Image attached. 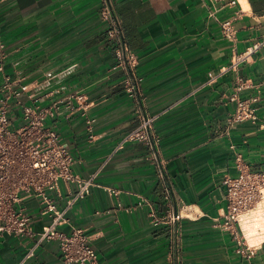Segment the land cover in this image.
<instances>
[{"label":"crops","instance_id":"0c3cea01","mask_svg":"<svg viewBox=\"0 0 264 264\" xmlns=\"http://www.w3.org/2000/svg\"><path fill=\"white\" fill-rule=\"evenodd\" d=\"M106 3L128 68L120 65ZM226 20L237 29L234 43L223 34ZM0 38L25 100L59 101L48 122L74 155V171L94 180L60 226L91 236L94 264H177L174 226L152 216L172 209L184 215L179 264H264V240L251 245L223 218L224 177L243 166L264 170V0H0ZM132 73L141 78L136 97L126 90ZM235 94L257 98L255 119L231 121ZM144 115L158 116L159 140L117 150ZM60 185L63 207L78 184ZM21 206L35 231L49 222L37 197L25 196ZM37 238L0 235V264H76L64 260L57 241L37 245Z\"/></svg>","mask_w":264,"mask_h":264},{"label":"built area","instance_id":"2783aa9c","mask_svg":"<svg viewBox=\"0 0 264 264\" xmlns=\"http://www.w3.org/2000/svg\"><path fill=\"white\" fill-rule=\"evenodd\" d=\"M212 2L222 0H207ZM238 0H231L235 5ZM103 14L113 24L111 35L119 42L117 49L120 65L128 68L126 49L120 30L111 10L106 3ZM223 34L233 43L237 41V29L233 20L222 22ZM263 43H256L245 52L236 55L232 66L248 57ZM7 48L0 38V235H30L38 236L37 245L44 240L58 242L64 260L68 263H97L99 256L91 244V236L82 228L72 231L60 230V226L70 223L69 211L83 198L90 194L94 186L93 178H84L74 171L76 159L55 125L48 119L55 118L59 111V101L45 106L39 103H28L24 93L26 85H19L20 79L7 72L5 58ZM141 78L133 73L127 80L126 90L131 96H138ZM30 98L33 96L29 95ZM237 99V94L234 95ZM238 105L231 121H242L256 118V108L253 103L257 98L237 99ZM157 115H144L140 124L129 131L119 143L117 150L128 141H142L154 146L159 136L153 132ZM77 183L76 190H70L66 204L61 207L58 197L62 196L60 182ZM226 187V208L223 215L224 225L234 227V232L244 236L240 216L249 211L263 198L264 170L255 171L247 167H239L236 176L226 175L223 179ZM25 196H35L39 199L42 213L49 216V222L41 231H35L32 216L27 213L21 203ZM171 198V194L167 195ZM153 220L159 224L170 223L174 226L175 250L177 264L180 261L179 242L181 228L179 222L184 217L181 210L172 209L164 216L152 212ZM246 239V238H245ZM248 249L251 248L248 245ZM34 254V249L28 251V256Z\"/></svg>","mask_w":264,"mask_h":264},{"label":"bare ground","instance_id":"6f19581e","mask_svg":"<svg viewBox=\"0 0 264 264\" xmlns=\"http://www.w3.org/2000/svg\"><path fill=\"white\" fill-rule=\"evenodd\" d=\"M240 222L246 240L251 245H259L264 240V198L254 208L242 213Z\"/></svg>","mask_w":264,"mask_h":264},{"label":"rangeland","instance_id":"374dc122","mask_svg":"<svg viewBox=\"0 0 264 264\" xmlns=\"http://www.w3.org/2000/svg\"><path fill=\"white\" fill-rule=\"evenodd\" d=\"M263 198H264V197H263ZM263 198H262V199H263ZM262 199H261V200H262ZM255 206H256V205H255ZM255 206H254V207H255ZM254 207H253V208H254Z\"/></svg>","mask_w":264,"mask_h":264}]
</instances>
